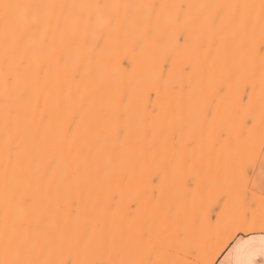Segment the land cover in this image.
<instances>
[{
	"label": "snow or ice",
	"instance_id": "1",
	"mask_svg": "<svg viewBox=\"0 0 264 264\" xmlns=\"http://www.w3.org/2000/svg\"><path fill=\"white\" fill-rule=\"evenodd\" d=\"M257 257L264 0H0V264Z\"/></svg>",
	"mask_w": 264,
	"mask_h": 264
},
{
	"label": "bare ground",
	"instance_id": "2",
	"mask_svg": "<svg viewBox=\"0 0 264 264\" xmlns=\"http://www.w3.org/2000/svg\"><path fill=\"white\" fill-rule=\"evenodd\" d=\"M147 2H156V3H169V2H184V0H147ZM193 2H202V0H193ZM203 2H215V3H223V2H227V0H203ZM125 67H127V62L124 65ZM232 241H226L225 242V246L223 248V250L219 253L218 257L222 254V252L224 251V249H226V247L231 243ZM217 257V258H218ZM223 261V260H222ZM221 261V262H222Z\"/></svg>",
	"mask_w": 264,
	"mask_h": 264
},
{
	"label": "crops",
	"instance_id": "3",
	"mask_svg": "<svg viewBox=\"0 0 264 264\" xmlns=\"http://www.w3.org/2000/svg\"><path fill=\"white\" fill-rule=\"evenodd\" d=\"M244 236V238H247V235H244V234H241ZM232 244V243H231ZM231 244L228 246V248L225 250V252L220 256L219 260L222 261L226 256H227V253L231 247ZM257 260L258 261H264V258H261V257H257Z\"/></svg>",
	"mask_w": 264,
	"mask_h": 264
},
{
	"label": "rangeland",
	"instance_id": "4",
	"mask_svg": "<svg viewBox=\"0 0 264 264\" xmlns=\"http://www.w3.org/2000/svg\"><path fill=\"white\" fill-rule=\"evenodd\" d=\"M244 235H247V234H244ZM231 243H232V242H231ZM231 243H230V244H231ZM230 244H229V245H230ZM229 245H228V246H229ZM228 246L226 247V249L228 248ZM226 249H224V251L222 252V254L225 252ZM222 254H221V255H222ZM221 255H220V256H221ZM220 256L218 257V259L220 258Z\"/></svg>",
	"mask_w": 264,
	"mask_h": 264
}]
</instances>
